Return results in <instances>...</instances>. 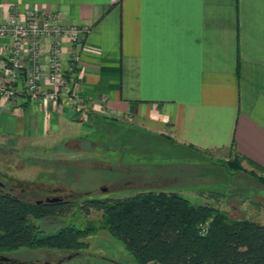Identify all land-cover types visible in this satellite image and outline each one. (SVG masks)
I'll list each match as a JSON object with an SVG mask.
<instances>
[{
	"label": "crops",
	"instance_id": "crops-1",
	"mask_svg": "<svg viewBox=\"0 0 264 264\" xmlns=\"http://www.w3.org/2000/svg\"><path fill=\"white\" fill-rule=\"evenodd\" d=\"M29 10L89 27L74 73L85 112L264 167V0H0L2 21ZM52 40L41 42L44 69ZM61 46L67 58L71 45L62 38ZM81 112L64 95L0 97V141L79 140L87 129Z\"/></svg>",
	"mask_w": 264,
	"mask_h": 264
},
{
	"label": "rangeland",
	"instance_id": "rangeland-1",
	"mask_svg": "<svg viewBox=\"0 0 264 264\" xmlns=\"http://www.w3.org/2000/svg\"><path fill=\"white\" fill-rule=\"evenodd\" d=\"M86 118L87 111L82 121L89 123L79 140L0 141V181L1 191L25 201H75L63 216L35 223L53 232L65 224L89 222L96 230L86 237L87 246L70 259L74 252L26 247L2 255L54 264H135L122 240L102 227V211L83 213L78 204L85 198L124 197L146 189L175 191L192 203H209L232 219L264 224V185L246 173L234 177L221 164L224 153L201 154L173 145L125 119ZM213 176L216 180L211 181Z\"/></svg>",
	"mask_w": 264,
	"mask_h": 264
},
{
	"label": "trees",
	"instance_id": "trees-1",
	"mask_svg": "<svg viewBox=\"0 0 264 264\" xmlns=\"http://www.w3.org/2000/svg\"><path fill=\"white\" fill-rule=\"evenodd\" d=\"M134 110L131 103L130 111ZM87 112V121L104 119ZM160 137L173 144L170 137ZM221 164L264 185V167L237 152ZM72 205L77 204L30 202L0 191V254L19 247L70 252L85 248L86 237L96 230L93 224H65L46 232L35 223L63 216ZM78 207L83 213L101 210L102 227L122 240L135 264H264V224L232 219L209 203H192L175 191L146 189L124 197L85 198ZM0 264L54 263L21 260Z\"/></svg>",
	"mask_w": 264,
	"mask_h": 264
},
{
	"label": "built area",
	"instance_id": "built-area-1",
	"mask_svg": "<svg viewBox=\"0 0 264 264\" xmlns=\"http://www.w3.org/2000/svg\"><path fill=\"white\" fill-rule=\"evenodd\" d=\"M89 27L66 25L58 12L41 13L29 10L25 14H14L0 20V52L4 54V76L0 78V97L10 99L22 95L23 99L57 101L64 95L72 102V109L85 117L86 104L75 85L74 73L80 62V50ZM52 38L48 50L46 69L41 65L42 39ZM71 45L67 58L62 57L61 40ZM23 76V77H22ZM22 79L21 86L17 83ZM50 89L42 90L41 82Z\"/></svg>",
	"mask_w": 264,
	"mask_h": 264
},
{
	"label": "water",
	"instance_id": "water-1",
	"mask_svg": "<svg viewBox=\"0 0 264 264\" xmlns=\"http://www.w3.org/2000/svg\"><path fill=\"white\" fill-rule=\"evenodd\" d=\"M2 186H3V183L0 181V189ZM62 201H64V200H60L57 197H53V198H46L44 201H42V203L53 204V203H59ZM77 254H78V252H74V253L70 254L66 259H70L72 256H75ZM0 261H12V262L18 261L19 262L21 260L14 258V257H9V256H5V255L0 254Z\"/></svg>",
	"mask_w": 264,
	"mask_h": 264
},
{
	"label": "flooded vegetation",
	"instance_id": "flooded-vegetation-1",
	"mask_svg": "<svg viewBox=\"0 0 264 264\" xmlns=\"http://www.w3.org/2000/svg\"><path fill=\"white\" fill-rule=\"evenodd\" d=\"M3 186H4V184H3ZM3 186H2V187H3ZM2 187H1L0 191L2 190Z\"/></svg>",
	"mask_w": 264,
	"mask_h": 264
}]
</instances>
